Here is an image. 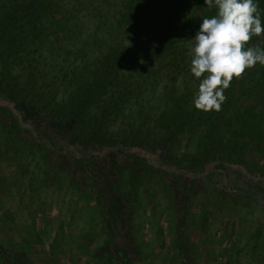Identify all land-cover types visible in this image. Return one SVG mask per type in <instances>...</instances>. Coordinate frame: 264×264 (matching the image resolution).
I'll use <instances>...</instances> for the list:
<instances>
[{"label": "rangeland", "instance_id": "rangeland-1", "mask_svg": "<svg viewBox=\"0 0 264 264\" xmlns=\"http://www.w3.org/2000/svg\"><path fill=\"white\" fill-rule=\"evenodd\" d=\"M66 8L78 13L74 22L89 39L101 27L85 8L73 2ZM68 22L72 37L41 51L50 72L38 84L59 91L58 98L73 89L56 73L57 64H66V48L68 68L73 56L80 64ZM105 32L97 43L80 40L88 58L107 50L112 39ZM191 48L179 75L180 91L192 94L189 103L199 86L189 70ZM22 67L15 66L13 73L23 75L14 83L25 87L28 67L17 70ZM0 83V264H264V173L251 168L260 154L247 152L246 164H232L202 160L193 154L196 139L181 134L135 139L144 141L135 146L118 130L81 134L18 94L11 80ZM160 90L148 96L152 106L163 102ZM248 108L264 117V86L233 102L235 111ZM135 174L142 176L132 183Z\"/></svg>", "mask_w": 264, "mask_h": 264}, {"label": "trees", "instance_id": "trees-1", "mask_svg": "<svg viewBox=\"0 0 264 264\" xmlns=\"http://www.w3.org/2000/svg\"><path fill=\"white\" fill-rule=\"evenodd\" d=\"M71 2L85 8L103 29L94 27L89 39L75 23L79 21L78 13L66 8ZM258 4L264 23V0H258ZM213 15L215 9H209L204 0H0L2 80H11L18 94L40 104L53 117L75 124L73 127L77 126L81 134H87L88 129L92 133L118 130L127 140L132 137L131 146L144 142L135 139H171L181 134L187 142L196 139L193 154H199L202 160L216 157L232 164H246L245 153L256 152L261 162H251V168L264 173V117L255 116L251 108L233 109V102L240 96L264 86V65L257 63L239 78L233 77L219 111L196 109L187 100L192 94L180 91L179 75L182 63L189 61L192 36L202 18ZM70 20L73 52L80 55V64L74 62L79 57L73 56V68H68L71 49L66 48L62 56L66 64H57L56 73L60 71L62 82L73 89L58 98L59 91L51 94L38 84L39 79L49 76L48 57L44 58L41 51L47 44L68 40L67 35L72 37ZM97 28L102 36L95 33ZM105 29L112 39L107 50L88 58L80 40L88 39L85 45L89 40L97 43L99 37L106 38ZM247 46L264 48V34L253 36ZM22 62L23 67L17 70L28 67L25 87L14 83L17 77L22 78L23 74L13 73ZM53 62L58 61L54 58ZM165 68L168 77L164 81ZM3 85L0 83V89ZM159 87L163 102L152 106L148 96ZM148 120L152 123L146 127ZM221 126L226 127L224 135ZM11 134L18 138L16 132ZM141 176L135 174L130 181L135 183ZM124 195L126 198L128 192ZM125 262L129 264L130 259Z\"/></svg>", "mask_w": 264, "mask_h": 264}, {"label": "clouds", "instance_id": "clouds-1", "mask_svg": "<svg viewBox=\"0 0 264 264\" xmlns=\"http://www.w3.org/2000/svg\"><path fill=\"white\" fill-rule=\"evenodd\" d=\"M215 15L203 17L190 49L189 70L199 79L192 105L219 111L225 89L257 63L264 65V48L247 46L253 36L264 34L258 0H204Z\"/></svg>", "mask_w": 264, "mask_h": 264}]
</instances>
